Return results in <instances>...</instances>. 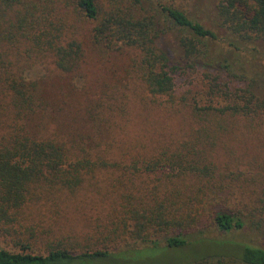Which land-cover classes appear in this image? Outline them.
Returning <instances> with one entry per match:
<instances>
[{"label": "trees", "instance_id": "trees-1", "mask_svg": "<svg viewBox=\"0 0 264 264\" xmlns=\"http://www.w3.org/2000/svg\"><path fill=\"white\" fill-rule=\"evenodd\" d=\"M175 2L0 0V10H10L6 18H0V127L7 109L11 116L9 130L0 136V226L4 232L10 230L6 226L17 222L16 216L31 185L38 182L48 188L72 192L95 168L107 165L101 156L85 152L87 145L81 140L30 132V119L45 105V98L57 96L59 87L42 76L31 78L18 62L14 65L6 59L5 62L2 56L6 55L3 48L7 43L12 47L24 43L29 47L28 52L35 55L49 54L53 66L71 82L83 66L82 46L69 33L73 28L70 18L75 14L94 22L89 34L95 45L108 48L121 44L134 50V72L151 95L172 98L180 59L183 65H203L225 78L222 81L213 76L205 91L209 98L207 105L193 113L198 124L194 137L183 139L174 153L155 154L142 168L148 174L166 170L185 182L172 183L166 194L157 197L144 187L135 186L136 181L131 180L135 174L125 179L129 183L120 193V215L109 220L103 240L123 235L125 241L131 240L133 244L116 248L117 243L76 252L67 247L68 243L57 242L36 251L29 241L15 238L10 241V249L0 247V264H127L140 249L188 245L196 239H189L185 231L196 228L203 218H208L217 231L227 233L242 228L248 220L245 215H252L234 208L211 210L218 199L216 195L223 189L224 175L212 161L210 151L220 139V133L223 137L238 136L229 133L225 119L242 116L249 117V122L261 120L264 100L251 91V80L248 82L245 74L235 70L226 58L208 55L206 41L215 39L216 33L186 15ZM213 8L215 22L223 32L222 39L233 50L250 53L251 48L245 49L247 44L264 41V0H217ZM166 31L175 33L176 58L159 44ZM215 102L219 105L213 106ZM240 135L246 133L242 131ZM119 180L123 179L119 177ZM148 196L152 197L147 199ZM159 236H163L161 241ZM231 245L236 246L237 254L213 255L214 259L210 258L212 255H202L182 264H264V247L244 242Z\"/></svg>", "mask_w": 264, "mask_h": 264}, {"label": "rangeland", "instance_id": "rangeland-1", "mask_svg": "<svg viewBox=\"0 0 264 264\" xmlns=\"http://www.w3.org/2000/svg\"><path fill=\"white\" fill-rule=\"evenodd\" d=\"M216 1L176 0L173 4L216 33L215 39L206 41L208 55L226 58L235 70L245 74L248 82L251 80V91L264 100V41L247 44L245 49L251 48L250 53L227 46L215 22L213 7ZM0 11V18L10 14L9 9ZM52 13L50 11V15ZM70 19L73 28L69 33H73L83 51L82 69L71 82L53 66L49 54L28 52L29 47L24 43H17V47L7 43L3 48L6 55L2 58L10 65L18 62L31 78L42 76L59 87L57 96L45 98V105L30 119V132L81 140L87 145L83 149L85 152L101 156L107 165L95 168L72 192L48 188L38 182L31 185L16 216L17 222L6 226L10 229L8 232L2 231L0 226V247L5 249H10V241L15 238L29 241L36 251L57 242L68 243L67 247L76 252L117 243L116 248H122L125 243L133 244L131 240L125 241L123 235L103 240L109 220L120 215V193L129 183L125 179L135 174L134 179L131 178L136 181L135 186L144 187L157 197L166 194L174 182L182 185L184 180L176 179L166 170L148 174L142 168L155 154L174 153L183 139L194 137L198 124L192 116L207 105L209 98L205 91L211 79L217 75L218 80L225 81L224 76L220 78L210 68L184 66L180 59L172 98L151 95L134 72L135 52L131 47L95 45L89 34L94 22L82 20L75 14ZM174 35L166 31L159 44L176 58L178 49ZM218 105L217 102L213 104ZM10 119L7 109L2 117L0 136L9 130ZM260 119L253 122L242 116L225 119L229 133H238V136L223 137L220 133V139L210 151L212 161L224 175L223 189L216 195L218 199L211 210L234 208L250 212L252 215H245L248 219L245 225L224 233L217 231L208 218H203L196 228L185 231L189 239H196L188 245L140 249L127 264H182L202 255H235L237 248L231 245L235 242L264 247V212L259 211L264 210V115ZM242 131L246 136L240 135ZM166 144L169 145L165 148ZM189 156L187 153L186 157ZM227 183L230 184L227 186ZM162 237L159 236V241Z\"/></svg>", "mask_w": 264, "mask_h": 264}]
</instances>
